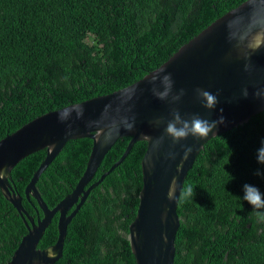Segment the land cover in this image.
<instances>
[{
    "label": "trees",
    "instance_id": "1",
    "mask_svg": "<svg viewBox=\"0 0 264 264\" xmlns=\"http://www.w3.org/2000/svg\"><path fill=\"white\" fill-rule=\"evenodd\" d=\"M246 1L0 0V141L48 112L134 84ZM262 139L264 111L205 144L185 180L195 197L178 205L175 264H264V223L250 216L252 206L242 199L245 183L264 193V179L254 175ZM130 140L112 147L93 183L120 160ZM92 146L87 138L69 141L41 175L37 188L50 209L74 190ZM147 147L137 142L91 191L56 264H137L128 236ZM46 155L34 153L12 171V185L35 221L43 212L34 199L26 200L25 189ZM58 218L38 248L57 242ZM27 233L0 190V264L11 260Z\"/></svg>",
    "mask_w": 264,
    "mask_h": 264
},
{
    "label": "water",
    "instance_id": "2",
    "mask_svg": "<svg viewBox=\"0 0 264 264\" xmlns=\"http://www.w3.org/2000/svg\"><path fill=\"white\" fill-rule=\"evenodd\" d=\"M230 31L239 40L237 47L229 42ZM256 44H264V0H248L229 11L183 45L159 68L134 84L109 95L48 112L2 139L0 190L18 211L28 230L7 264H56L64 254L68 227L91 191L119 167L133 146L141 141L148 143L142 160L143 187L128 239L137 264H175L176 238L181 220L178 204L169 202L166 197L169 183L173 176H178L181 185L185 182L198 155L214 135L217 137L242 126L264 111V100L254 95L257 90L264 89V49L252 55L254 70L250 74L244 72L242 59L252 54ZM161 69L165 71L161 75L171 74L174 92L181 88L186 92L178 105L157 99L151 91L149 80ZM198 87L218 95L219 103L214 112L201 107L194 93ZM245 88L249 92L247 98L242 96ZM77 105L84 109L82 118H77L73 112L67 120L62 122L59 119L62 111ZM172 107H178L182 117L198 113L207 119H217L220 109H223L226 123L204 140L189 137L173 146L171 139L165 136L163 142L157 144V139L164 135V125L156 122L170 119ZM133 119L134 129L125 131L124 122ZM127 137L131 140L120 160L91 184L108 152L120 139ZM84 138L93 141L86 170L74 190L50 209L37 183L69 141ZM182 146L193 148L188 159L183 161ZM43 150H46V158L25 189L26 199H35L43 212V217L35 221L23 205V196L12 185V171L25 158ZM170 152L177 153L175 160L169 159ZM181 162L183 170L177 173L176 166ZM56 215L59 216L57 242L45 249L38 248Z\"/></svg>",
    "mask_w": 264,
    "mask_h": 264
},
{
    "label": "clouds",
    "instance_id": "3",
    "mask_svg": "<svg viewBox=\"0 0 264 264\" xmlns=\"http://www.w3.org/2000/svg\"><path fill=\"white\" fill-rule=\"evenodd\" d=\"M229 26L231 27V24ZM229 42L232 43L234 47L239 45V40L235 33L231 31L229 32ZM261 49H264V44H256L255 48L252 49L251 55L242 57L244 60L245 73L250 74L254 70L251 57L255 52ZM164 72L165 71L161 69L159 74L150 78L149 83L152 85L151 91L157 99L166 101L170 105H178L186 95V92L182 88L178 92H174V81L172 76L170 73L161 75ZM194 93L197 100L200 102L201 107L210 113L216 110L219 103L217 94H213L211 91L200 87L196 88ZM254 95L257 99L264 100V89L257 90ZM242 96L244 98L249 96V92L246 88L242 89ZM73 112H75L77 118H82L84 109L81 105L66 109L59 114V119L63 122L67 120ZM220 113L221 114L217 119H207L198 113L185 118L182 117L178 107H172L170 111V119L156 122L157 124L163 123L164 125V135L159 137L156 143L160 144L163 142L165 136L171 139L173 146L180 144L182 141H186L189 137H192L197 141L207 139L210 135H213L221 125L226 123L223 116V109H220ZM134 127V119L131 122L127 120L124 122L125 131H132ZM182 151L183 161L188 159L193 148L191 146H182ZM255 155L256 161L261 167L255 170L254 175L264 179V139L261 140L260 146L256 149ZM168 156L169 159L175 160L177 153L170 152ZM182 170L183 162L176 166L177 173L182 172ZM177 192H179V196H177ZM243 193V201L250 204L253 209L250 216L254 217L257 223H264V193H262L258 187L248 183L243 185ZM166 197L169 202L182 205L195 197V189L187 181L183 182L181 185L178 176H173L169 183Z\"/></svg>",
    "mask_w": 264,
    "mask_h": 264
},
{
    "label": "flooded vegetation",
    "instance_id": "4",
    "mask_svg": "<svg viewBox=\"0 0 264 264\" xmlns=\"http://www.w3.org/2000/svg\"><path fill=\"white\" fill-rule=\"evenodd\" d=\"M92 183H93V182H92ZM92 183H91V184H92ZM94 183H95V182H94ZM91 184H89V185H91ZM32 199H33V198H32ZM26 200H27V199H26ZM34 200H35V199H34ZM27 201H28V200H27ZM35 201H36V200H35ZM72 211H73V209H72ZM56 216H58V215H56ZM56 216H55V217H56ZM58 217H59V216H58Z\"/></svg>",
    "mask_w": 264,
    "mask_h": 264
}]
</instances>
